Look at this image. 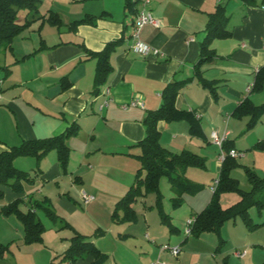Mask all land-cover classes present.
I'll return each instance as SVG.
<instances>
[{
  "label": "crops",
  "instance_id": "obj_1",
  "mask_svg": "<svg viewBox=\"0 0 264 264\" xmlns=\"http://www.w3.org/2000/svg\"><path fill=\"white\" fill-rule=\"evenodd\" d=\"M134 1H138L136 7L139 12L143 8L142 0ZM125 2L126 0H40L37 16H45L50 11L56 12L62 18L64 26L60 30L51 26L56 31L52 32L45 28L49 24H45L39 30L41 20L37 21L34 24H39L38 29H35V25L30 27L34 36H18L13 43V54L7 52L12 59L4 65H9L12 72L7 79L0 80V152L17 146L15 144L20 145L24 140L58 136L73 124L80 126L79 133L68 140L70 162L67 173L63 171L56 151L48 153L41 161V173L37 178L43 180L40 192L45 195L42 202L33 200V191L30 195L27 194V198L24 197L25 185L29 184L26 183L21 195L10 187L16 195L10 199V203L23 197L24 202H31L29 210H33L34 202L35 205L50 208L55 196L57 202L65 201L67 210L75 214L78 201L66 186L67 180L73 179V184H77V195L85 203L88 212L103 200L114 203L116 207L131 187L129 176L132 178L138 170L136 155L141 150L136 145L146 136L143 121L149 111L162 105L164 89L175 81L191 78L179 94L176 106L180 110L196 113L203 138L193 136L189 123L185 120L169 123L161 121L158 128L162 146L173 153L179 152L176 151L179 148L171 146H179L181 137H186L181 126L184 122L190 137L210 139L209 142L215 144L212 133L217 132L225 141H232L236 152H239L235 139L231 138L246 131L249 117L237 118L233 116V112L248 97L256 105L264 103V90L260 93L251 92L256 73L264 66V0H257L256 6L244 5L239 0H151L146 7L159 20L160 26L147 25L141 32L142 41L153 48L148 55L133 50L137 14L129 13ZM221 3L227 6L230 16L228 28L233 36L229 39H217L212 43L217 55L203 68L204 77L218 83L219 98L214 100L194 74L208 16ZM87 15L98 17L95 25L82 24L73 32L69 30L71 23ZM121 37L123 42L111 58L113 71L100 87L99 93H96L98 62L95 58H88L81 45L84 44L92 51H101L108 42ZM42 43L46 46L44 49L25 61L16 62L38 50ZM8 58L10 57L5 56V60ZM65 78L70 85L63 89L62 81ZM106 101L107 105L101 107ZM134 101H141L143 106L132 105ZM234 119H239V122ZM259 123L264 126V116L255 128ZM166 132L170 139H165ZM165 140L169 144H165ZM180 148L182 151L192 150ZM248 154L249 152L240 153L244 160L248 159ZM253 158L254 168L264 173V151L256 150ZM19 159L18 163H24ZM218 161L216 168L220 171L223 154ZM52 184L58 190L54 196L45 190ZM104 186L106 188L103 191ZM211 188L213 192L214 187ZM84 193L96 194L98 197L91 203H86ZM4 205L6 204L0 202V207ZM34 211L37 213L36 209ZM201 211L192 207L188 220ZM78 214L89 215L79 211ZM72 227L80 234L92 238L88 233L90 231H85L77 223H72ZM129 230L123 228L119 234L133 235ZM258 231H264V227L253 232ZM225 238L233 243L236 251H245L250 245L258 247L253 248L250 258L241 264L264 263L262 252H256L264 248V243L259 240L261 238L247 236L241 239L233 234ZM198 240L201 247L211 250L203 240ZM93 243L106 253L96 238ZM191 244L190 242L188 247ZM147 246L150 252L154 251L152 245ZM165 252L166 250H162L157 258L161 262L154 263L157 256L153 253L152 258L148 256L147 263L175 264L163 260ZM247 255L248 252L243 258L236 256L238 259H245ZM108 260L109 255L104 264ZM93 261V257L84 256L74 264H92ZM115 264L120 262L115 261Z\"/></svg>",
  "mask_w": 264,
  "mask_h": 264
},
{
  "label": "trees",
  "instance_id": "obj_2",
  "mask_svg": "<svg viewBox=\"0 0 264 264\" xmlns=\"http://www.w3.org/2000/svg\"><path fill=\"white\" fill-rule=\"evenodd\" d=\"M239 1L247 6H256L258 4L257 0ZM39 4L40 0H0V52L13 54L14 40L37 21L41 20L39 29L45 24H49L59 30L64 26L62 18L56 12L50 11L45 16H37ZM137 4L138 1L126 0V10L133 15L138 14ZM21 10L27 12L26 20L23 23L18 21V14ZM100 17H103V15ZM97 20V16L87 15L83 19L71 23L69 30L73 32L82 24L95 25ZM229 21L230 16L225 3L219 4L215 12L209 14L204 29V37L200 42V58L195 65L194 77L210 92L214 100H218L219 98L217 91L218 83L207 80L204 77L203 68L205 64L209 63L217 55L215 49L212 48V43L217 39H229L233 36V32L228 28ZM122 42L123 37L108 42L101 51H92L84 44L81 45L87 57L90 59L95 58L98 62L95 76L96 93H99L100 87L112 73L111 58ZM45 47L42 43V46L38 50L23 56L21 59L16 60V62L29 59ZM11 72L12 70L9 65H0V80L7 79L11 75ZM190 80L191 78L170 83L162 93V105L156 110L149 111L145 117L143 123L146 128V136L136 145L141 150L136 155L141 166L136 172L133 184L116 204L112 214L114 223H135L138 215L133 205L139 198L155 194V206L159 208L162 224L168 226L172 233L178 231L172 224V217L164 212L160 181L166 178L172 184V190L175 193V197L172 198L173 207H180L184 202V194L195 193L199 190L191 188L192 185L184 181L186 170L194 166L205 167V159L191 151L184 150L181 153H173L164 148L161 144V132L158 124L161 121L169 123L185 120L189 123L190 133L193 136L203 138L200 121L197 119L196 113L180 110L176 106L179 94ZM62 82L63 89L69 87L70 83L66 78ZM263 90L264 66L260 67L256 73L251 92L260 93ZM1 92L2 88L0 87ZM233 116L237 118L249 117L246 130L250 131L264 116V103L256 105L248 97L235 109ZM79 131L80 126L73 124L58 136L24 140L20 145L0 152V186L8 185L18 195L23 194L24 184H30L35 181L36 177L41 173V161L52 151L57 152L60 165L63 171L67 173L70 162L68 140L75 137ZM251 148L264 151V139L255 143ZM231 150H235L233 142L224 141L222 145L223 161L220 176L217 180V186L213 191L212 200L204 210L193 215L194 221L191 225L189 236L198 238L208 232L220 235L224 224L236 220L238 217L243 218L250 231H256L264 227V221L256 223L249 214V210L254 207H257L260 213L264 210V177L260 176L256 170L244 167L251 189L249 191L242 190L239 181L231 176V171L240 166L236 161V157L230 154ZM19 157H32L36 160L37 168L34 171L35 175L14 166V161ZM226 192H238L241 199L237 203L224 208L221 203V196ZM4 195V190L0 187V201L3 200ZM23 201V197H18L13 202L3 206L0 209V215H16L23 224L25 242L27 244L41 243L45 227L38 220L37 213L34 210L24 212L20 209ZM36 205L44 209L53 219L59 217L51 208L44 207L41 204ZM66 227L72 228L70 224H66ZM223 242L224 240H222ZM84 256L93 257L94 261L92 264H104L108 258V255L94 245L88 236L75 231V235L71 238V246L66 250L63 257V262L74 264Z\"/></svg>",
  "mask_w": 264,
  "mask_h": 264
},
{
  "label": "rangeland",
  "instance_id": "obj_3",
  "mask_svg": "<svg viewBox=\"0 0 264 264\" xmlns=\"http://www.w3.org/2000/svg\"><path fill=\"white\" fill-rule=\"evenodd\" d=\"M26 17L27 12L21 10L18 14V21L23 23L26 20ZM34 25L35 24L31 27ZM38 26L39 24L35 25V29H38ZM45 28L52 32H56L50 25H46ZM30 29L32 28L25 30L19 35V37H33L34 33L31 32ZM35 34L39 35L37 31H35ZM5 56L10 58L5 60ZM11 59L12 57L7 52H0V65L6 64ZM234 120L239 122V119ZM181 124L186 137H181L179 146L188 149L191 148L192 150L190 151L197 154L199 157L204 158L205 167L194 166L189 167L186 170L184 181L191 184V188L199 190L195 193L184 194V202L177 208H174L172 204V198L175 197V193L172 190V184L166 178H163L160 181L163 209L165 213L174 217L172 219V224L178 230L176 233H172L168 226L162 224L159 208L155 206V194H149L146 197L139 198L133 205L138 215L135 223L126 222L122 223V225H116L111 219V214L115 207L114 203L103 200L94 209H91L88 212L85 203L77 195V187H75L77 184H73V179H68L66 184L67 189L71 191V195L76 201H78L76 203L78 209L75 214H72L67 210L65 201L63 203H59V201L57 202V197L54 195L58 193V190L54 184L50 187H46L45 190L48 193H52L54 196V203L50 205V208L59 216L58 218L53 219L44 209L35 205V202L32 205L33 210H37L38 220H40L45 227L43 241L41 243L27 244L25 242L24 227L16 215H0V264H52L53 262H63L65 252L71 246V237L75 234L74 228L66 227V224L72 226V223H77L82 229H85V231H90L88 232L92 237L89 238L90 241L93 242L96 238L102 249L105 250V254L109 255V260L106 264H115V261H119L120 264H146L149 261V257L152 258L154 254L157 256L154 263L161 262V260L157 258L162 251V246L166 244L170 247H182L178 256H174L169 250H166L164 253L163 260L175 264H183V262L185 264H225V260H227V264H241L244 260H248L251 256L252 249L258 247L253 245L248 246L246 248V254L248 252L247 257L245 259H238L234 253L236 250L233 248V243L228 242L225 237L231 234L236 238L250 236V238H261L259 240L261 243H264V231H250L241 217L225 223L220 235L214 232L204 233L201 235L202 238H200L201 236L197 238L187 235V220L191 217L190 211L192 207L201 211L207 207L212 200L213 192L211 187L217 186L220 171L216 166L219 164L218 159L220 158V155L223 154V151L219 146L210 143V139L202 140L190 137L186 123L183 122ZM261 124L262 123H259L256 128L254 127L255 129L253 128L250 131L246 130L242 135L231 138L236 141V148L239 151L236 156V161L240 165L231 171V176L239 181L240 188L244 191H249L251 189L244 167L256 170L253 165V157L256 149L251 148V146L259 140L264 139V126ZM164 137L165 139H170L168 132L165 133ZM164 143L169 144L167 140H165ZM179 146H171V148H179V150L176 151L181 153L182 149ZM233 147L235 148V146ZM205 148L208 149L205 151ZM242 152H245V154L249 152L248 159L244 160V158L241 157L240 153ZM19 158L17 159L24 163H18L19 161L16 159L14 161V166L18 169L29 171L32 175H35L34 171L37 168L35 160L31 157ZM30 160L33 162V165ZM136 161L137 170L141 166V163L138 159ZM257 173L264 177V173L260 170L257 171ZM135 175L136 173L132 178L129 176L130 185L133 184ZM42 184L43 180L39 178H37L32 185L26 184L24 197L27 198V194L30 195L31 191H33V200L42 202L45 195L40 192L42 191ZM105 188L106 186L103 187V191ZM2 189L4 190L5 195L0 202L8 205L10 203L9 201H11L10 199L16 195L8 185L2 186ZM94 196L95 199L98 197L96 194ZM240 199L241 196L238 192H226L221 196V203L222 206L226 208L237 203ZM30 203L31 202L29 201H23L20 205V209L24 212H28L31 205ZM2 207H0V209ZM78 211L86 212L89 215H79ZM249 211L254 222L258 223L264 220V210L260 213L258 208L254 207ZM261 215L262 217H260ZM123 228L130 229L129 231L133 233V235L121 236L119 233L122 232ZM198 239L201 241L203 240L205 245L210 247L213 251L201 247ZM222 240H224L223 243ZM190 242L192 244L188 247ZM147 245H152L154 251L150 252V248ZM260 250L262 251L256 252H262V255L264 256V248ZM149 264L152 263L149 262Z\"/></svg>",
  "mask_w": 264,
  "mask_h": 264
},
{
  "label": "built area",
  "instance_id": "obj_4",
  "mask_svg": "<svg viewBox=\"0 0 264 264\" xmlns=\"http://www.w3.org/2000/svg\"><path fill=\"white\" fill-rule=\"evenodd\" d=\"M151 0H142L143 3V8L138 12L137 16H136V20H135V25H134V32H133V50L139 54L142 55H148L151 51H152V47L145 43L144 41H142L141 39V32L143 30V28L147 25H152V26H156L159 27L160 26V22L159 20L154 16V14L152 13L151 10H149L146 6L150 3ZM158 52V51H156ZM109 93V90H108ZM108 101H106L101 107L107 105ZM132 105H138V106H143V103L141 101H134L132 103ZM212 140L213 142L218 145L221 149H222V145L223 142L225 141V138H222L218 135L217 132H213L212 133ZM230 154L232 156H237L238 153L236 152V150H231ZM215 190V187L213 188ZM84 197V201L86 203H91L92 201L95 200V196L94 195H88L86 193L83 194ZM194 219L191 218L188 220L187 224H188V229H187V235L190 234V229H191V225L193 224ZM162 250H169L174 256H178L181 252V247L177 246V247H170L169 245H163L162 246ZM238 257H245L246 256V250L245 251H236L235 253Z\"/></svg>",
  "mask_w": 264,
  "mask_h": 264
}]
</instances>
